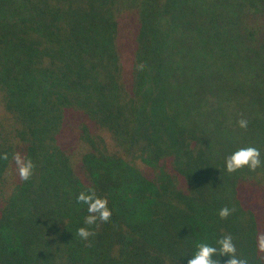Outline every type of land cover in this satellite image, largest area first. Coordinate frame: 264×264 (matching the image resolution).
Segmentation results:
<instances>
[{
	"label": "trees",
	"instance_id": "obj_1",
	"mask_svg": "<svg viewBox=\"0 0 264 264\" xmlns=\"http://www.w3.org/2000/svg\"><path fill=\"white\" fill-rule=\"evenodd\" d=\"M0 152V264H187L226 234L264 264V0H0Z\"/></svg>",
	"mask_w": 264,
	"mask_h": 264
},
{
	"label": "clouds",
	"instance_id": "obj_2",
	"mask_svg": "<svg viewBox=\"0 0 264 264\" xmlns=\"http://www.w3.org/2000/svg\"><path fill=\"white\" fill-rule=\"evenodd\" d=\"M143 68V64L136 66L138 71L143 70ZM237 124L241 129H247L248 127L246 119L238 120ZM0 160L8 161V153L0 152ZM261 165V153L259 149L252 146L239 148L225 158V170L228 173H233L243 168L255 171ZM11 166L12 173L22 183L27 182L34 174L35 165L33 160L20 147L12 154ZM76 201L79 204L86 205L88 213L83 221L86 226L77 228L76 234L82 241L86 242V246L91 247L92 241L90 238L96 235L93 226L98 227L99 224L107 223L112 216V212L108 207L107 199L98 196L94 187H89L86 191L79 192L76 196ZM234 211L235 209L222 207L218 215L221 219H226ZM256 247L258 252L264 253V233L257 234ZM195 249L191 258L187 260V264H220L219 257L221 256L228 257L224 264H250V260L247 257L237 255V248L230 234L216 239L215 245L204 242L197 243Z\"/></svg>",
	"mask_w": 264,
	"mask_h": 264
},
{
	"label": "rangeland",
	"instance_id": "obj_3",
	"mask_svg": "<svg viewBox=\"0 0 264 264\" xmlns=\"http://www.w3.org/2000/svg\"><path fill=\"white\" fill-rule=\"evenodd\" d=\"M218 147H215V149H217Z\"/></svg>",
	"mask_w": 264,
	"mask_h": 264
}]
</instances>
